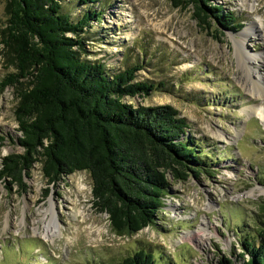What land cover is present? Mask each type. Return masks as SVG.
Listing matches in <instances>:
<instances>
[{"label":"rangeland","instance_id":"rangeland-1","mask_svg":"<svg viewBox=\"0 0 264 264\" xmlns=\"http://www.w3.org/2000/svg\"><path fill=\"white\" fill-rule=\"evenodd\" d=\"M217 2L242 25L218 32L219 39L198 25L192 4L61 0V10L75 21L86 11L101 12L100 21L91 20L82 33L81 57L100 59L113 70L142 65L136 80L161 85L148 96L124 100L172 105L201 140L208 166L186 180L169 176L156 223L117 235L107 213L94 205L87 171L47 185L37 162L24 189L0 180V264H114L140 248L154 253L156 264H222L223 258L241 264L240 239L252 232L264 201V0ZM8 17L9 0H0V83L16 72L14 45L4 42ZM247 54L260 57L252 61ZM31 78L0 88V164L3 156L22 151L14 108L16 92ZM255 107L263 109L262 117ZM51 202L54 234L45 238L40 231L49 216L43 211ZM77 209L84 223L83 214L73 215Z\"/></svg>","mask_w":264,"mask_h":264},{"label":"trees","instance_id":"trees-1","mask_svg":"<svg viewBox=\"0 0 264 264\" xmlns=\"http://www.w3.org/2000/svg\"><path fill=\"white\" fill-rule=\"evenodd\" d=\"M171 2L192 4L198 25L216 39L218 32L242 27L217 0ZM61 8V0H9L4 42L14 45L16 72L6 75L0 88L32 78L16 92V142L22 151L3 156L0 180L10 189H24V178L37 162L47 185L87 171L95 207L107 213L114 233L133 235L156 223L169 176H197L208 166L207 153L172 105L124 100L148 96L161 85L136 80L142 65L113 70L100 59L81 57L82 33L91 20L100 21L101 12L86 11L75 21ZM251 230L242 235L237 257L241 264H264V201ZM221 262L234 264L230 258ZM114 264H156V258L140 248Z\"/></svg>","mask_w":264,"mask_h":264},{"label":"bare ground","instance_id":"bare-ground-1","mask_svg":"<svg viewBox=\"0 0 264 264\" xmlns=\"http://www.w3.org/2000/svg\"><path fill=\"white\" fill-rule=\"evenodd\" d=\"M260 25H259V28L258 29H260L261 27H263V24H262V22H260L259 23ZM252 30V29H251ZM248 33L246 32H244V35H242V36H246V37H248V35H247ZM240 42H243V39H241L240 40ZM258 57H260V56H258V55H255L254 54V56H252V55H250V54H247V58L248 59H250V60H252L253 61V59L255 60V59H257ZM247 59V60H248ZM262 81H260V80H258L255 84H256V86H258L257 87V89L258 90H260V91H263L262 90V88L259 86V85H257V84H259V83H261ZM262 110L263 109H261V108H257L256 109V107L253 109V112H255V114H256V112H257V116H259V117H262V115H263V112H262ZM54 204L51 202V205H50V207L49 208H47V209H45V211H43V216L44 217H48V223L46 224V225H44V229L43 230H41L40 231V233L42 234V236L43 237H45V238H52L53 237V234H54V227H55V212H54ZM78 210V209H77ZM84 212H83V210H78V212L76 211V210H74L73 211V215L75 216V215H77V214H80V215H82ZM84 214H83V216H82V220L80 221V223H84ZM76 218V217H75ZM46 223V222H45ZM34 230H39V228L38 227H34ZM61 233V232H60ZM203 233V232H202ZM198 235H199V233H197Z\"/></svg>","mask_w":264,"mask_h":264}]
</instances>
